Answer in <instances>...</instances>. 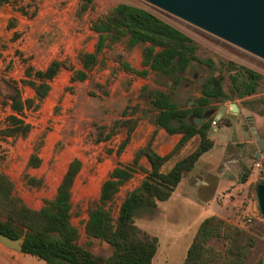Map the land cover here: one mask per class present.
<instances>
[{
    "label": "rangeland",
    "instance_id": "rangeland-1",
    "mask_svg": "<svg viewBox=\"0 0 264 264\" xmlns=\"http://www.w3.org/2000/svg\"><path fill=\"white\" fill-rule=\"evenodd\" d=\"M14 2L17 6L26 7L29 12L36 6V15L32 18L23 16L15 8ZM119 3L150 11L177 28L192 39L197 47V56L202 60L212 61L213 65L210 67L192 62L184 74H179L181 81L178 84L174 81L175 78L154 72L141 78L124 72L120 61L136 70L147 69L142 66L145 45L128 51L126 43L120 42L112 49L105 50L101 56L102 65L90 71L84 82L71 83L72 72L69 68L81 69L79 53L94 50L97 36L91 31L92 22L106 15ZM84 4V0L1 1L0 131L6 128V119L12 113L7 99V81L17 82L22 98L29 99L34 96V91L20 83L25 78L24 71L28 65L35 70H43L53 59H60L65 62L66 67L50 83V93L40 108L24 111L23 118L31 125L29 134L16 139L0 136V172L12 181L15 197L27 207L39 210L46 200L54 198L69 163L73 159L80 160L81 169L72 188L71 223L78 229L80 245L96 256L108 258L112 255V248L98 240L89 241L84 231L89 211L98 202L102 183L117 165L131 163L135 153L148 143L153 134L156 142L154 148L159 154L167 152L165 144L172 140L168 135H159L160 129L155 125L157 110L150 104L148 92L160 89L169 93L180 108H190L200 96L203 83L210 76L223 75V89L226 93L229 92L230 76L233 74L229 70L230 64L257 72L262 76L257 93L234 102L219 100L222 105L234 103L240 111L235 116L222 117L221 120L219 118L216 123L219 133L210 130L211 136L216 139L240 138L242 148L253 135L251 125L257 128L258 139L264 140V60L140 0H91L82 11ZM144 87L147 88L146 91H143ZM215 102L216 100L212 103ZM134 107L137 110L133 115H128ZM126 108L128 114L123 115ZM217 108L218 106H211L207 110L212 112L209 118L211 127ZM127 118L137 120V125L129 143L118 154L120 144L127 139L125 128L117 129L116 134L107 141L98 139L102 128L107 133L114 122ZM188 122L191 123V120ZM228 125L233 127L224 128ZM244 131L247 135H243ZM37 147L39 166L28 167L29 158ZM254 151L255 147L249 152L251 164L255 163ZM240 152H243L242 149ZM180 157L181 150L170 158L162 171L166 172ZM141 165L149 168L146 158L141 159ZM204 165L201 163L196 170L200 171ZM215 168L206 177L209 186H185L183 193H176L171 201L157 202L156 208H142L135 213V225L142 232L159 240L152 264H182L200 223L207 217L217 216L246 231L255 220L264 222V218L259 217L256 185H246L239 190V178L235 176L231 183L222 181L217 178ZM254 173L257 175L258 171L255 170ZM145 175L142 170L137 171L120 189L111 204L114 219L126 194L137 188ZM26 176L36 183L29 184ZM260 181H264V169L258 175L257 182ZM230 184L233 188L229 192L227 189ZM201 204L203 206H198ZM208 246L221 255L218 261L208 264H222L227 242L213 239ZM23 256V264H45L34 257ZM263 256L264 239H261L249 251L244 264H258Z\"/></svg>",
    "mask_w": 264,
    "mask_h": 264
},
{
    "label": "trees",
    "instance_id": "trees-1",
    "mask_svg": "<svg viewBox=\"0 0 264 264\" xmlns=\"http://www.w3.org/2000/svg\"><path fill=\"white\" fill-rule=\"evenodd\" d=\"M3 0H0V3ZM91 0H84L81 10ZM15 8L23 16L32 18L37 8L29 12L26 7ZM91 31L96 34L97 41L93 52H80L78 59L81 69L69 68L72 72L70 82H84L88 74L98 65H102L101 56L105 50L120 42L126 43V49L145 45L143 49L142 66L144 70H136L128 63L120 61L122 70L135 76L146 78L149 72L175 78L177 84L181 81L179 74H184L192 62L212 66L210 60L200 59L197 47L186 34L163 21L155 14L143 8L126 3H119L106 15L91 24ZM66 67L64 61L53 59L45 69L35 70L28 65L25 68V78L20 81L24 86L34 91V96L23 99L17 82L7 81L8 102L11 114L7 117V126L0 131V136L6 138L26 137L31 125L23 114L25 110L39 109L49 95L50 83L58 73ZM233 72L230 76L229 92L223 89L224 76H210L202 85L200 96L190 108H180L171 95L160 89L148 92L152 107L157 110L155 125L163 129L169 136L181 135L179 143L167 156H161L154 150L155 134L148 143L139 149L129 164L117 165L100 187L96 206L89 211L85 224V236L108 244L113 252L108 258L93 254L80 245L78 229L71 223V196L75 179L80 172L81 162L73 159L64 173L56 194L52 200H46L39 210L27 207L22 200L13 194V183L7 175L0 172V233L11 239H23L20 253L34 257L45 264H152L157 253L159 240L142 232L135 225V213L142 208L154 209L157 202L170 199L175 188L187 173L196 171L199 159L209 152L214 141L209 137L211 120L201 127L195 128L188 122L192 116L202 117L213 101L234 102L257 93L262 76L257 72L229 65ZM147 88L144 87L143 91ZM137 108L128 114V108L123 115H133ZM222 117L220 118V120ZM137 125V120L125 119L114 122L109 132H101L99 141L112 138L119 128L127 130L125 139L118 148L120 154L130 141ZM229 126V125H228ZM103 136V137H102ZM194 136H199L197 148L187 156L177 161L168 172H163V165ZM39 148L29 158L27 166L38 167ZM264 153V152H263ZM146 158L149 168H143L141 159ZM264 169V157L262 160ZM142 170L146 175L142 183L128 192L121 202L116 219L113 218L111 204L120 189ZM246 172L241 180L244 182ZM29 184L36 182L26 176ZM264 181L256 183V191ZM259 217L264 218L259 212ZM213 239H222L227 247L222 255V264H244L249 251L256 247L257 242L264 239V222L255 220L249 230H243L218 218L210 216L204 219L187 249L182 264H208L220 258L208 243ZM221 260V259H220ZM218 261V260H217ZM264 256L258 261L262 264Z\"/></svg>",
    "mask_w": 264,
    "mask_h": 264
},
{
    "label": "water",
    "instance_id": "water-1",
    "mask_svg": "<svg viewBox=\"0 0 264 264\" xmlns=\"http://www.w3.org/2000/svg\"><path fill=\"white\" fill-rule=\"evenodd\" d=\"M143 3L194 27H197L237 48L264 60V0H140ZM231 112H237L234 103ZM212 112L202 117L192 116L195 128L206 123ZM257 140V159L262 158L264 141ZM256 197L259 212L264 216V185L258 187ZM23 239H11L0 233V244L20 252ZM264 264V261L263 263Z\"/></svg>",
    "mask_w": 264,
    "mask_h": 264
},
{
    "label": "crops",
    "instance_id": "crops-1",
    "mask_svg": "<svg viewBox=\"0 0 264 264\" xmlns=\"http://www.w3.org/2000/svg\"><path fill=\"white\" fill-rule=\"evenodd\" d=\"M211 106H218L216 110L217 114H216L214 121H218L219 118L221 117L229 118V117L235 116L236 114V112H231V110H229V107H230L229 103H224L222 105L219 103V100H216V102L212 103L210 107ZM238 111H240L239 108H238ZM188 121H190V119ZM250 122H252V120H250ZM232 127L233 126H224V128L226 129H231ZM211 130L212 132L219 133V126H212ZM250 131L253 135L250 138V140H247L245 142L242 148L239 142L240 138L231 139V140L226 138L225 140L224 139L221 140V139L214 138L209 133V137L214 140V145L209 152H207L205 155H203L199 159L196 165V167H199L201 163L205 164L204 168L201 169L200 171L196 170L195 173H193L191 176L189 173H188L189 174L188 176L184 175L179 185L175 188L172 196L166 202L171 201V199L174 198L176 193L182 194L185 186L191 187V188H200V187L209 186V183L207 182L206 177L208 176V174H211L214 172L215 166H216L215 172H216V176L218 179L222 181L223 180L230 181L229 183H231V180L235 179V176L239 178L238 180L241 183V185L238 187L239 190L242 189L243 186H246V185L248 187L252 185H256L258 181V175L263 170V166L261 169H258L255 167V164L256 162H259L262 165L264 153H262L261 159L256 158L258 149H257V140L254 138V135L256 134L257 137H259V133H258L257 128L252 125L250 126ZM159 135L162 136V135H168V134L163 129H160ZM243 135H247V133H245L244 131ZM170 137L172 138L171 142H167V144H165V148L167 149V152L165 154H159L154 148V150L159 155L161 156L169 155L174 150V148L176 147V145L179 143L181 139V135H172ZM199 142H200L199 136H194L192 139H190L185 144V146L180 149L181 157L175 160L168 167L166 172H168L177 161L187 156L188 154L192 153L199 145ZM155 144L156 142L154 141V145ZM253 147L256 148V151L253 152V160H255V163L251 164L252 160L249 157V152L252 150ZM240 149H242L243 151L242 153L240 152ZM169 161L170 159L163 165V167H165ZM255 170L258 171L257 175H255L254 173ZM245 172H246V177H245V181L243 182L241 178ZM190 182H191V185L189 184ZM231 188H233V185L230 184L227 191L230 192ZM216 202H217V199H216ZM198 206H203V205L201 204ZM252 209H254V206L252 207ZM23 255L24 254L20 252H11L10 250H7V248L5 247L3 248V246L0 244V264H23L24 263ZM30 261H33V260H30ZM29 264H32V263L29 262Z\"/></svg>",
    "mask_w": 264,
    "mask_h": 264
},
{
    "label": "built area",
    "instance_id": "built-area-1",
    "mask_svg": "<svg viewBox=\"0 0 264 264\" xmlns=\"http://www.w3.org/2000/svg\"><path fill=\"white\" fill-rule=\"evenodd\" d=\"M216 123H217V121H214V122L212 123L213 126H216ZM255 167L258 168V169H261V168H262V165H261L259 162H256Z\"/></svg>",
    "mask_w": 264,
    "mask_h": 264
}]
</instances>
